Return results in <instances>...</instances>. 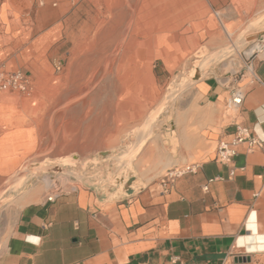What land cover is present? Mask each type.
<instances>
[{"label":"rangeland","instance_id":"rangeland-1","mask_svg":"<svg viewBox=\"0 0 264 264\" xmlns=\"http://www.w3.org/2000/svg\"><path fill=\"white\" fill-rule=\"evenodd\" d=\"M58 1L50 12L47 0H0V66L30 81L27 91L0 90V158L23 155L0 173V259L34 195L58 182L64 192L88 185L109 196L138 188L139 153L148 143L176 152L172 130L192 112L199 81L264 59V42L251 50L264 37V0L226 4L213 18L217 34L178 56L128 43L127 0H71L67 33L43 38ZM174 164L168 158L156 176Z\"/></svg>","mask_w":264,"mask_h":264},{"label":"crops","instance_id":"crops-1","mask_svg":"<svg viewBox=\"0 0 264 264\" xmlns=\"http://www.w3.org/2000/svg\"><path fill=\"white\" fill-rule=\"evenodd\" d=\"M127 1L125 10L133 12L128 43L170 50L167 56L194 50L217 34L213 18L234 2ZM71 3L58 1L57 19L41 37L55 41L67 33L75 15ZM45 8L51 12L49 0ZM251 62L261 82L248 83V74L239 81L247 92L238 109L226 107L236 74L199 81L192 112L172 130L176 152L148 143L139 153L138 188L109 196L79 185L53 202L44 193L34 195L19 214L0 264H264V147L242 149L230 166L216 160L218 140L231 138L238 122L264 139V59ZM22 156L0 158V173L13 172ZM168 158L193 170L164 191L165 173L156 175Z\"/></svg>","mask_w":264,"mask_h":264},{"label":"built area","instance_id":"built-area-1","mask_svg":"<svg viewBox=\"0 0 264 264\" xmlns=\"http://www.w3.org/2000/svg\"><path fill=\"white\" fill-rule=\"evenodd\" d=\"M247 74L249 76L248 83L253 84L261 82L260 77L253 69L252 62H245V65L236 72L238 81H232L228 84L229 93L226 100V107L228 110L238 109L243 104L247 89L246 85L239 83V81ZM29 87L30 81L24 72L21 70L10 71L5 69L4 66H0V90L27 91ZM263 147L264 139L254 136L248 126L238 122L235 124V130L231 138H220L218 140L216 160L221 164L230 166L233 163L235 156L242 149L246 152H254ZM192 170L193 165H185L184 167L176 166L168 169L160 178V184L163 190L169 191L178 177ZM63 193L64 188L62 184L59 182L54 183L52 184L50 192L46 198L49 202H53Z\"/></svg>","mask_w":264,"mask_h":264},{"label":"bare ground","instance_id":"bare-ground-1","mask_svg":"<svg viewBox=\"0 0 264 264\" xmlns=\"http://www.w3.org/2000/svg\"><path fill=\"white\" fill-rule=\"evenodd\" d=\"M259 41V40H258ZM262 42H264V37L262 38V40L260 41V42H256L255 44H254V46L251 48V50L253 51V50H256V49H258V48H260V46H261V43ZM263 44V43H262ZM171 97V96H170ZM153 122V121H152ZM141 138V137H140ZM142 139V138H141ZM141 145V144H140ZM143 146V145H142Z\"/></svg>","mask_w":264,"mask_h":264},{"label":"water","instance_id":"water-1","mask_svg":"<svg viewBox=\"0 0 264 264\" xmlns=\"http://www.w3.org/2000/svg\"><path fill=\"white\" fill-rule=\"evenodd\" d=\"M128 188H126V191H127ZM128 192H132L131 190H128ZM248 260H250V258H248Z\"/></svg>","mask_w":264,"mask_h":264}]
</instances>
